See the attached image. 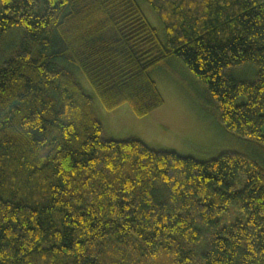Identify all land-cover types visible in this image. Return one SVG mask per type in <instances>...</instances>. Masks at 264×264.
I'll return each instance as SVG.
<instances>
[{
	"label": "trees",
	"instance_id": "trees-1",
	"mask_svg": "<svg viewBox=\"0 0 264 264\" xmlns=\"http://www.w3.org/2000/svg\"><path fill=\"white\" fill-rule=\"evenodd\" d=\"M4 48L0 264H264V0H0ZM173 60L243 147L109 135L96 101L149 113Z\"/></svg>",
	"mask_w": 264,
	"mask_h": 264
},
{
	"label": "rangeland",
	"instance_id": "rangeland-1",
	"mask_svg": "<svg viewBox=\"0 0 264 264\" xmlns=\"http://www.w3.org/2000/svg\"><path fill=\"white\" fill-rule=\"evenodd\" d=\"M139 6L159 39L164 40L162 25L152 10L143 2ZM4 51L5 48L0 49V63L10 54ZM152 79L163 103L145 115H137L127 103L113 110H105L95 97L101 108L102 121L111 137L119 139L135 136L157 149L176 151L199 160L210 159L222 151L238 150L244 146V141L242 143L235 135L227 133L200 107L195 97L201 92V85L180 61H170L168 69L153 72ZM80 81L93 95L82 77ZM236 101L243 102L244 97L239 96ZM251 148L248 145V150ZM233 213L234 209L228 208L221 215V220L232 218Z\"/></svg>",
	"mask_w": 264,
	"mask_h": 264
}]
</instances>
